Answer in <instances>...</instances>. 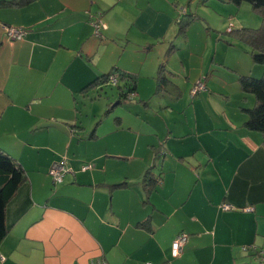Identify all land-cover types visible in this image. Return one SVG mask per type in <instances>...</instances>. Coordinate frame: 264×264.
<instances>
[{
    "label": "crops",
    "instance_id": "1",
    "mask_svg": "<svg viewBox=\"0 0 264 264\" xmlns=\"http://www.w3.org/2000/svg\"><path fill=\"white\" fill-rule=\"evenodd\" d=\"M11 1L0 0V150L21 166L26 180L7 205L9 231L0 243V264H92L98 259L104 264H259L255 249L244 252L242 247L264 250V149L262 136L243 127L247 115L241 108H252L254 100L240 90L237 79L259 77L264 67L242 57V49H237L233 62L217 50L209 52L201 61V76L209 57V66L230 68L234 75L210 67L218 84L240 91L236 100L231 93H220L223 110L238 105L228 112V119L221 113L207 117L208 129L196 123L193 133L181 135L172 128L174 135L167 132V144L156 149L163 155L155 161L153 150L163 132L156 129L154 138L142 142L137 137L148 126L140 125V117L152 122L148 111L155 104L161 112L172 103L179 105L188 85L165 75V91L149 97L140 79L148 83L151 76L155 90L160 63L174 77L189 76L190 70L185 75L162 59L166 50L164 58L172 55L182 63L188 56L187 41L177 42L171 35L164 48L158 47L161 59L155 75L154 62L150 75L146 73L148 55L103 69L98 61L93 70L91 58L105 54L109 43L143 46L149 52L156 46L154 39L165 38L146 35L145 44L106 32L101 39L93 38V22L108 20L105 11L112 0H29L18 5ZM5 27L23 29L24 38L9 40ZM112 69L134 74L136 91L121 105L119 91L115 103L106 97L98 108L99 121L87 134L80 122L83 106H92L102 91L91 83ZM91 88L96 93L92 97ZM118 105L124 110L114 115ZM111 115L113 125L107 123ZM215 123L220 129L212 133ZM204 132L215 140L205 142ZM123 135L129 139L118 145ZM150 140L152 150L147 146ZM62 160L70 172L55 184L50 169ZM83 166L89 168L83 171ZM148 169L159 184L147 190L142 179ZM120 183L123 187H112ZM221 204L233 209L223 211ZM248 207L253 211H246ZM180 233L188 239L173 257L172 243Z\"/></svg>",
    "mask_w": 264,
    "mask_h": 264
},
{
    "label": "rangeland",
    "instance_id": "2",
    "mask_svg": "<svg viewBox=\"0 0 264 264\" xmlns=\"http://www.w3.org/2000/svg\"><path fill=\"white\" fill-rule=\"evenodd\" d=\"M167 6H169V12L166 10ZM105 14L108 16V20L106 19L107 22L104 20L105 17L103 19L101 18L104 29H102L101 34L97 36L93 28V38L96 37L101 39L102 33L106 32L112 35H123L124 39L128 36L132 41L142 44H145L146 35L162 36L165 38V41L162 42L159 38L154 39L152 42L156 46H153L152 50L149 52H146L147 47L143 48V46L134 49V47L132 48L130 45L125 47L124 43H109V45L107 44L108 46L105 54L102 53V56L97 54L91 58L93 70L98 61H100L99 66L103 69L105 65L109 67L112 62L119 61L124 65H129L135 60L142 61L143 57L148 55L146 59V73L148 76L150 75L151 63L154 62L153 75H155L158 65L157 61L161 59L158 47L163 45L164 48V42H168L171 35L174 40H178L177 42H182L183 39L187 41L188 56L182 58V63L179 64L177 61H174L172 55L164 58L166 50L162 54V59L175 64L185 75L187 70H190L189 76H185L184 79H182V75L174 77L172 74L165 72L169 80L172 79L182 85L186 81V86L188 85L187 92L185 96L180 94V98H185L184 101H181L179 105L172 103V110L169 109L163 112L158 111V105L155 106V104L154 109L149 108L150 111H148V116H151L152 122H146L144 116L140 117V125H142V127L148 126V128H141L142 131L137 137L142 142L146 143V139L149 138V136L154 138L156 129H160L163 132L161 138L156 140V148L153 150V160L154 158L155 161H157V158L161 159L163 153L156 151V149L164 147L165 144H167L168 131H170V135H174L172 128H178L179 134L181 135L193 133L196 129V123H198L199 129H208L207 117H213L218 113L229 116L228 112H232L234 107H237L238 104H230L224 106L226 110H223L221 99H223L224 96L220 93L225 95L231 93V99L236 100L240 97V91L238 87L230 84L225 86L218 84V79L215 78L218 76L212 73L210 67L234 75L232 70L220 64L209 66L210 57L203 67L202 76L200 68L202 59L211 51L217 50L221 55H224L228 62H233L235 60L239 52L237 49L243 50V53L242 51L240 52L242 57L250 56L249 47L243 40L232 34L236 30L235 28H245L234 27V25L236 26L237 24L246 23L254 26L260 25V14L252 10L249 4L242 3L239 7H233L227 4V2L222 3L220 0H112L111 5L106 8ZM180 21H189V24L181 32L179 31ZM219 78L221 82L224 83L220 75ZM148 80L149 82L147 83V79H140V85L141 89L151 97L154 92V81L151 76H149ZM199 83L205 87L200 89V92L193 93ZM90 91V97L94 94L96 95L92 88ZM99 92L100 96L97 95L96 100H91L92 106H90L89 103L83 106V119L80 120V122L85 127V132H87V134L92 131L94 124L99 121V109L104 104L106 97L111 98V101L114 102L115 96L117 95V90L114 85L106 86L103 88V91ZM248 96L253 100L251 95ZM93 102L96 103L94 104ZM243 103H246L245 100H243ZM137 105L141 106V103ZM90 109V116H85V113ZM132 109L134 110V107H132ZM123 110V107L119 105L116 106L114 108V115ZM114 122H116L115 117L111 115V121L107 123L113 125ZM182 123H184V125H182ZM216 123L215 129L211 131L212 133L219 132L216 130L220 129ZM147 130L149 132H147ZM203 134L207 136L203 137L205 142H208V138L214 139V136L210 135V132H204ZM128 139L126 135H123L117 144L123 145ZM148 143L149 145L147 144V146L152 150V140ZM168 145L170 147L177 146V144H172L170 142ZM161 152H163V150H161Z\"/></svg>",
    "mask_w": 264,
    "mask_h": 264
},
{
    "label": "trees",
    "instance_id": "3",
    "mask_svg": "<svg viewBox=\"0 0 264 264\" xmlns=\"http://www.w3.org/2000/svg\"><path fill=\"white\" fill-rule=\"evenodd\" d=\"M27 1L29 0H13L8 3H11L12 5H18ZM226 2L235 7H239L242 3H247L250 5L252 10L257 11L260 14L261 24L259 28L236 29L232 34L243 40L244 43L249 47V57L251 63L253 65L264 67V0H227ZM188 24L189 21H180L179 31L181 32L184 30ZM172 49V45H170L169 51L171 52ZM165 72L168 73L165 69V65L160 63L157 70V77L155 78V94L165 91ZM113 77L116 78V84L113 85L117 88V91H119L118 94L120 95L117 104L121 105L126 102L127 99L136 91L137 77L134 74H130L118 69H112L107 74L94 79L90 87H101L103 91L104 87L113 86L111 83V78ZM237 82L240 90L246 95H251L254 100L252 108H241V110L247 115V120L243 124V127L248 131L257 132L262 136V146L264 149V72L259 77H253L251 75L239 76ZM204 87L205 86H203V88ZM113 106L110 104L109 108L111 109ZM25 180V173L21 166L18 165L17 162L7 153L0 150V243L5 239L9 231L6 225L7 205L16 196L17 191ZM157 184H159L158 180L153 179V176L148 169L142 179L143 187L148 190L154 188ZM123 185L124 183H120L115 184L112 187L119 188L123 187ZM222 205L228 204H221V206ZM221 206L220 209L222 210ZM232 209L233 207L231 206L230 210ZM245 210L253 211V209L249 207L245 208ZM185 235L188 239V235ZM258 250L264 251L261 249ZM255 251H257L256 248ZM101 261L104 264L102 259Z\"/></svg>",
    "mask_w": 264,
    "mask_h": 264
},
{
    "label": "built area",
    "instance_id": "4",
    "mask_svg": "<svg viewBox=\"0 0 264 264\" xmlns=\"http://www.w3.org/2000/svg\"><path fill=\"white\" fill-rule=\"evenodd\" d=\"M92 25L94 28L95 35L99 36L101 34L102 29H104V24H102L100 20H96L95 22H93ZM5 32H6L8 39L11 41L22 40L26 33L23 29L14 28V27H5ZM111 83L112 85L116 84L115 77L111 78ZM202 88H203V85L199 83L193 93L200 91V89ZM88 168H89L88 166H83L82 170L85 171ZM69 172H70V169L66 166V163L64 160L60 161L59 163L54 164L50 169V175L52 176L53 182L55 184L61 183L63 181L64 176ZM221 208L223 211H228L231 209V206L222 205ZM186 241H187V236L185 234H180L176 237V239L172 243V256L173 257L179 256L182 250V247ZM250 248L255 249L253 246H243L242 250L247 251ZM256 257L258 258V261L260 262V264H264V251L257 250ZM1 260H3L2 257H1ZM92 264H103V262L101 261V259H98L96 260L95 263H92Z\"/></svg>",
    "mask_w": 264,
    "mask_h": 264
}]
</instances>
